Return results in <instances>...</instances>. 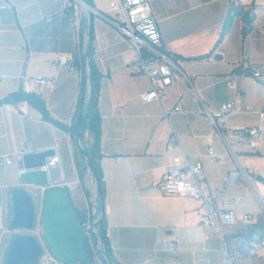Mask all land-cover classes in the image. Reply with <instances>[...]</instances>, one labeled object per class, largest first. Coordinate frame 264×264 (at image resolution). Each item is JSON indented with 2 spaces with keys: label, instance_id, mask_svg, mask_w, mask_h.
Instances as JSON below:
<instances>
[{
  "label": "crops",
  "instance_id": "crops-1",
  "mask_svg": "<svg viewBox=\"0 0 264 264\" xmlns=\"http://www.w3.org/2000/svg\"><path fill=\"white\" fill-rule=\"evenodd\" d=\"M109 1L93 0V5L112 15ZM234 2L254 6L253 29L244 37V20L236 16L217 44L232 0H151L162 47L182 59L183 72L162 100L145 101L142 93L149 88V78L128 70L136 53L111 21L90 17L79 6L68 10L64 0H0V98L20 88L35 91L50 114L67 124L77 107L82 75L78 69L54 68L52 63L63 54L73 56L80 33L86 43L92 28L93 59L103 74L98 99L105 181L101 207L119 264H264V239L249 241L245 236L248 226L264 222V121L257 112L228 116L232 128L261 126L258 151L252 153L246 147L230 148L220 130L194 111L197 95L217 108L240 94L264 110V0ZM216 53L222 58H215ZM253 69H262V76L254 77ZM24 74L50 77L54 82L27 89ZM177 104L184 110L164 114V109ZM173 129L182 149L202 160L207 192L216 204L230 205L239 216L252 214L228 227L224 238L212 225L199 221L200 199L168 195L160 189L162 175L180 152L168 148ZM210 146L220 160L210 157ZM46 149L60 156L56 184L69 187L74 205L85 210L87 219L89 202L98 195V188L93 181L90 195L80 193V154L72 134L44 119L27 101L0 105V155ZM23 154L10 163L0 162V264H7L13 238L21 233L11 226L14 190H27L40 209L44 203V187L22 184Z\"/></svg>",
  "mask_w": 264,
  "mask_h": 264
},
{
  "label": "built area",
  "instance_id": "built-area-1",
  "mask_svg": "<svg viewBox=\"0 0 264 264\" xmlns=\"http://www.w3.org/2000/svg\"><path fill=\"white\" fill-rule=\"evenodd\" d=\"M68 10L78 6L81 7L90 17L97 16L108 19L121 32L128 42L130 48L135 51L136 57L127 64L128 70L132 74H144L149 78V88L142 93L145 101L162 100L166 96L167 88L175 81L179 73L183 72L182 59L162 47V34L158 22L153 14L151 0H110L109 5L112 15L102 11L87 0H64ZM54 68L65 66L72 70H77L74 64V56L61 55L52 63ZM87 70H89L87 66ZM262 69H253L252 75L261 77ZM23 82L27 89H39L54 82L46 76L23 75ZM27 91V90H26ZM194 111L206 116L214 126L220 130L224 141L230 148L235 146L246 147L250 152L257 153L258 144L262 138V128L260 125L241 126L232 128L228 126L227 119L230 114L236 112H257L264 121V110H258L253 104L244 101V95L223 102L217 108H212L200 95L194 98ZM180 104L173 109H164V114L168 116L172 111H183ZM168 148L171 150L180 149V152L173 157V164L162 175L159 186L163 193L200 199L203 208L198 212V219L201 223L210 224L215 232L225 237L228 227L235 225L240 219L248 220L252 217L250 213L241 216L230 205L220 207L214 201L213 196L207 192V182L203 173V162L199 158L187 154L183 149L176 130H172L168 139ZM24 151L0 155V162L10 163L15 157H21ZM209 155L214 160H220L212 146L209 147ZM60 163V156L54 153L47 157L46 163L41 168L51 171L57 168ZM264 178V172L261 174ZM90 215L83 222L86 228L92 226L102 216L99 207L98 195L91 200L89 208ZM98 227H94L97 232ZM88 240H93V235L89 234ZM95 243V241H94ZM95 245L100 249V241ZM225 246V242H224ZM251 254H256L254 249H250ZM41 261L52 264H63L50 251L44 250L40 257ZM231 258L228 256V260Z\"/></svg>",
  "mask_w": 264,
  "mask_h": 264
},
{
  "label": "water",
  "instance_id": "water-1",
  "mask_svg": "<svg viewBox=\"0 0 264 264\" xmlns=\"http://www.w3.org/2000/svg\"><path fill=\"white\" fill-rule=\"evenodd\" d=\"M86 43L90 44L87 39ZM215 58H222L216 53ZM84 100L81 102L80 112L77 119L76 141L79 143L85 158L86 152L80 140V118ZM54 154L53 149L29 151L23 154L24 169L21 172L22 184H35L45 188L44 203L41 211V224L43 227L44 245L63 264H91L88 260L85 240L89 234L93 235L94 241L99 240L94 227H98L104 217L93 221L92 226L86 228L79 219L78 208L74 205L68 186L56 184L60 180L57 168L47 171L41 168L46 163L48 156ZM87 163L95 178L97 188L100 190L99 175L87 158ZM261 176V175H260ZM104 202V199H103ZM13 217L11 226L17 229H32L35 226L36 204L32 195L22 187L13 192ZM44 245L34 234L17 233L9 247L7 264H28L40 261L44 252ZM109 264H114L109 262Z\"/></svg>",
  "mask_w": 264,
  "mask_h": 264
},
{
  "label": "trees",
  "instance_id": "trees-1",
  "mask_svg": "<svg viewBox=\"0 0 264 264\" xmlns=\"http://www.w3.org/2000/svg\"><path fill=\"white\" fill-rule=\"evenodd\" d=\"M89 3L93 4V0H87ZM241 16L244 20V25L242 28L243 36L245 37L253 29V22L256 17V12L254 6L251 4L245 6L243 4L235 3L232 0L230 4L218 40L219 44L226 33L232 26L234 17ZM92 29V28H91ZM91 29L88 33L90 44L84 43L83 34L80 33L79 48L74 53V64L77 69L81 72L82 75V84L81 90L78 97L77 107L73 116L71 124L62 122L54 118L46 105L44 98L41 94L35 91H26L23 88H20L7 96L0 98V105L5 103H18L21 101H27L34 107L38 108L42 117L55 125H58L66 130H68L72 136L75 138L77 131V119L80 112L81 102L84 100L82 113L80 118V129L79 136L83 144L84 150L86 152V157L91 161L92 165L95 167L99 179H100V190L98 189V198H99V207H101V202L105 198V181L103 176V171L101 168L100 159L102 153L100 151V141H101V123L102 115L98 105L99 93H100V82L102 78V72L99 70L95 60L93 59V35ZM87 66L89 70H87ZM76 141V138H75ZM77 153L83 158V162H87V158L84 157L79 143L76 141ZM78 156V155H77ZM77 165L79 169V175L81 184L84 187L85 183V169L81 167V162L79 156L77 157ZM88 164V163H87ZM86 194L90 195L89 191H85ZM91 207V201L89 202V208ZM79 211V219L82 222H85V210ZM247 240H261L264 239V222L263 223H253L247 227V232L245 233ZM98 240L101 241L104 245L103 249H100L103 261L106 264L109 262L114 264H119L115 259L112 248L110 246L109 237L107 235V223L105 217H103L98 224L97 232ZM85 245L87 248L88 260L92 262L93 251L89 247V240H85ZM81 264H86L82 262Z\"/></svg>",
  "mask_w": 264,
  "mask_h": 264
},
{
  "label": "rangeland",
  "instance_id": "rangeland-1",
  "mask_svg": "<svg viewBox=\"0 0 264 264\" xmlns=\"http://www.w3.org/2000/svg\"><path fill=\"white\" fill-rule=\"evenodd\" d=\"M79 160L81 162V167L85 169V181H86V185H84V187L79 184V190H80V193H82L83 191H89L90 192V188L93 184V181H95V178L92 174V171L90 170L87 162H83V158L81 156H79ZM36 204V203H35ZM41 211H42V208L40 209L39 205L36 204V219H35V226L34 228L32 229H29V230H26V229H21L19 230L21 233H26V232H30V233H34V235H36L38 237V239H40L41 243L44 245L45 243V239H44V236H43V227H42V224H41ZM42 229V232L41 230ZM97 232H98V228H97ZM100 245H101V248L103 249L104 248V245L103 243L100 241ZM89 247L91 248V250L93 251L94 255H93V258H92V262L90 261L91 264H106L104 261H103V258H102V253L101 251L99 250V248L95 245L94 241L93 240H89ZM44 250L47 251L48 248L44 245Z\"/></svg>",
  "mask_w": 264,
  "mask_h": 264
}]
</instances>
